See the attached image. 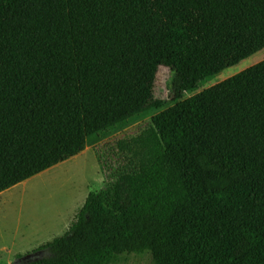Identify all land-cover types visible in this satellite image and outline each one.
Returning <instances> with one entry per match:
<instances>
[{"label": "trees", "instance_id": "16d2710c", "mask_svg": "<svg viewBox=\"0 0 264 264\" xmlns=\"http://www.w3.org/2000/svg\"><path fill=\"white\" fill-rule=\"evenodd\" d=\"M0 16V192L87 146L79 65L120 11L198 71L252 53L264 0H7ZM108 182L26 264H264V59L152 116L102 157ZM12 264V263H9Z\"/></svg>", "mask_w": 264, "mask_h": 264}, {"label": "rangeland", "instance_id": "374dc122", "mask_svg": "<svg viewBox=\"0 0 264 264\" xmlns=\"http://www.w3.org/2000/svg\"><path fill=\"white\" fill-rule=\"evenodd\" d=\"M6 1L0 0V16L7 13ZM243 25L264 32V11L245 10ZM262 59L264 43L198 71L176 94L170 87L173 51L120 11L78 67L86 148L0 192V264H21L19 259L29 254L37 258L43 245L69 230L87 196L107 184L102 157L118 139L140 131L161 109ZM123 264L155 263L146 252Z\"/></svg>", "mask_w": 264, "mask_h": 264}, {"label": "water", "instance_id": "95a60500", "mask_svg": "<svg viewBox=\"0 0 264 264\" xmlns=\"http://www.w3.org/2000/svg\"><path fill=\"white\" fill-rule=\"evenodd\" d=\"M41 254H43V253L41 252ZM36 256L37 255H35V254H29V255L23 257L22 259H19L18 263L20 262L21 264H26L29 260L36 258Z\"/></svg>", "mask_w": 264, "mask_h": 264}]
</instances>
